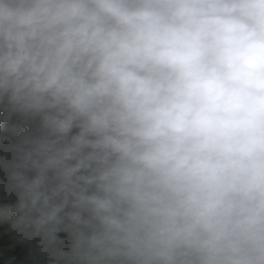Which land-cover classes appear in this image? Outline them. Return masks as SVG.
<instances>
[{
  "label": "clouds",
  "instance_id": "1",
  "mask_svg": "<svg viewBox=\"0 0 264 264\" xmlns=\"http://www.w3.org/2000/svg\"><path fill=\"white\" fill-rule=\"evenodd\" d=\"M0 264H264V0H0Z\"/></svg>",
  "mask_w": 264,
  "mask_h": 264
}]
</instances>
